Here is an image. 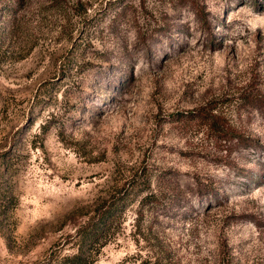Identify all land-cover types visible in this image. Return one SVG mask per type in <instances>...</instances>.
I'll return each mask as SVG.
<instances>
[{
  "label": "rangeland",
  "instance_id": "1",
  "mask_svg": "<svg viewBox=\"0 0 264 264\" xmlns=\"http://www.w3.org/2000/svg\"><path fill=\"white\" fill-rule=\"evenodd\" d=\"M264 264V0H0V264Z\"/></svg>",
  "mask_w": 264,
  "mask_h": 264
},
{
  "label": "trees",
  "instance_id": "2",
  "mask_svg": "<svg viewBox=\"0 0 264 264\" xmlns=\"http://www.w3.org/2000/svg\"><path fill=\"white\" fill-rule=\"evenodd\" d=\"M123 200L112 198L98 205L94 214L71 237L78 242L77 251L64 256L53 253L44 264H94L101 248L121 224L126 207Z\"/></svg>",
  "mask_w": 264,
  "mask_h": 264
}]
</instances>
